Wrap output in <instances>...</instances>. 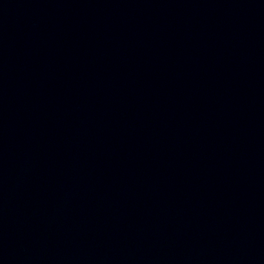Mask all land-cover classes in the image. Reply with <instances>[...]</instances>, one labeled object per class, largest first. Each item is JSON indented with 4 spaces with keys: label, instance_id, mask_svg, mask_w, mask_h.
I'll return each mask as SVG.
<instances>
[{
    "label": "water",
    "instance_id": "water-1",
    "mask_svg": "<svg viewBox=\"0 0 264 264\" xmlns=\"http://www.w3.org/2000/svg\"><path fill=\"white\" fill-rule=\"evenodd\" d=\"M0 264H264V0H0Z\"/></svg>",
    "mask_w": 264,
    "mask_h": 264
}]
</instances>
